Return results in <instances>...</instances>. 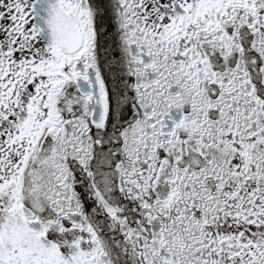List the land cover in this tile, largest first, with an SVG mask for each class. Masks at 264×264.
<instances>
[{"label":"snow or ice","instance_id":"snow-or-ice-1","mask_svg":"<svg viewBox=\"0 0 264 264\" xmlns=\"http://www.w3.org/2000/svg\"><path fill=\"white\" fill-rule=\"evenodd\" d=\"M0 264H264V0H0Z\"/></svg>","mask_w":264,"mask_h":264}]
</instances>
